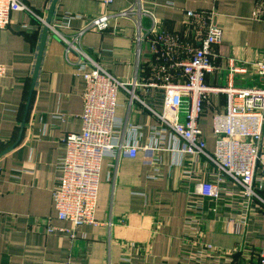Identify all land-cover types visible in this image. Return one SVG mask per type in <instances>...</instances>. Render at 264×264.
<instances>
[{
  "label": "crops",
  "instance_id": "crops-1",
  "mask_svg": "<svg viewBox=\"0 0 264 264\" xmlns=\"http://www.w3.org/2000/svg\"><path fill=\"white\" fill-rule=\"evenodd\" d=\"M24 1L46 19L53 0ZM255 1L59 0L53 21L65 26L69 19L70 28L64 32L71 34L89 19L134 7L131 16L112 18L110 28L88 30L80 40L81 47L105 69L130 79L147 75L150 55H144L143 50L139 54V33L144 34L156 21L166 30L190 34L186 11L213 10L223 36L217 69L207 75L206 84L264 86L252 66L248 73L233 77L228 68L229 58L239 65L264 59V21L252 18ZM43 28L35 16L17 11L10 25L0 30V63L6 66V74L0 76V264H258V255L264 249V210L254 208V202L245 224L232 223L230 215L238 213L245 203L242 195H223L217 202L206 200L202 234L190 236L189 182L183 170L193 159L168 150L169 138L166 150L140 149L136 157L106 156L95 214L98 224L81 226L73 240L63 232L50 231L51 226H72L56 218L53 192L65 156L62 139L81 127L86 82L77 74L76 54L66 58L64 43L58 36H50L23 136L16 143ZM139 92L149 104L162 107L161 91L143 88ZM119 103V123L140 126L143 147L157 120L137 103L129 107L124 92L119 94ZM224 105V94H212L200 120L210 151L216 146L213 114ZM156 158L160 159L157 165ZM155 166L159 175L153 178ZM192 168L205 171L206 178L213 171V165L194 162ZM256 176L257 188L264 196V159ZM224 187L229 191L234 185L228 180ZM223 251L228 254H220Z\"/></svg>",
  "mask_w": 264,
  "mask_h": 264
},
{
  "label": "built area",
  "instance_id": "built-area-1",
  "mask_svg": "<svg viewBox=\"0 0 264 264\" xmlns=\"http://www.w3.org/2000/svg\"><path fill=\"white\" fill-rule=\"evenodd\" d=\"M17 11L35 16L43 27L47 25L46 19L24 0H0V30L10 25L12 14ZM134 11L135 8L130 7L89 19L84 27L71 34L64 32L70 28L67 18L65 26L56 24L53 19L49 24L50 36L56 35L64 43L66 58L76 54L77 74L86 82L81 127L77 132H68L62 139L65 156L59 166L58 186L53 192L56 218L72 226H51L50 231L63 232L73 240L81 226L97 225L95 214L99 206L104 158L110 155L119 157L120 154L136 157L140 149L166 150L167 138L171 141L168 150L180 157L190 155L194 164L213 165V171L210 174L207 171L208 178L204 177L205 171L192 168V161H188L189 166L184 165L183 175L189 182L187 226L192 231L190 236L202 234L205 201L217 202L223 195L231 198L238 194L243 196L242 212L235 211L236 214L229 218L232 223L245 224L252 203H257L254 208L264 210V196L257 188L256 176L264 159V86L237 87L229 82L226 87H210L206 84L207 75L217 69L218 48L223 36L213 10L186 11L190 34L169 31L153 22L136 38L139 54L145 46L148 47L147 75L142 78L134 75L130 79L115 76L81 47L80 40L86 31H105L110 28L112 18L131 16ZM252 18L264 21V0L255 1ZM251 66L264 81V59L251 65H239L234 59H228L230 77L248 73ZM5 74L6 66L0 63V76ZM143 88L162 92L161 108L149 104L139 92ZM121 92L127 94L129 107L137 103L157 120L148 131L143 147L140 145L141 127L118 121ZM214 93L225 95V105L213 114L216 146L210 151L200 120ZM159 162L160 159L156 158L155 165ZM179 162L183 166V161ZM156 167L153 178L159 175ZM1 176L0 168V180ZM228 180L234 188L225 191ZM220 254L228 253L223 251ZM258 264H264V249L258 255Z\"/></svg>",
  "mask_w": 264,
  "mask_h": 264
},
{
  "label": "water",
  "instance_id": "water-1",
  "mask_svg": "<svg viewBox=\"0 0 264 264\" xmlns=\"http://www.w3.org/2000/svg\"><path fill=\"white\" fill-rule=\"evenodd\" d=\"M58 1L59 0H53L52 1L51 5H50L49 15L46 18L47 25L43 28V35H42V40H41V43H40V46H39V50H38L36 65H35V68H34L33 81H32V85H31V89H30V94H29L28 100L26 102L24 118H23V121H22L20 134H19V137H18L16 143H19L21 141V139H22V136H23V132H24V128H25V125H26L27 116H28V113H29V110H30V106H31L32 95H33V92L35 90V86H36V83H37L39 69H40V66H41V63H42V59H43V55H44V51H45V47H46L48 38L50 37L49 24H51V22H52L53 15H54V12H55V7H56ZM2 155H3V153L0 154V156H2Z\"/></svg>",
  "mask_w": 264,
  "mask_h": 264
},
{
  "label": "rangeland",
  "instance_id": "rangeland-1",
  "mask_svg": "<svg viewBox=\"0 0 264 264\" xmlns=\"http://www.w3.org/2000/svg\"><path fill=\"white\" fill-rule=\"evenodd\" d=\"M143 54L145 55V54H149V51H148V47L147 46H145V48L143 49ZM118 101H119V98H118Z\"/></svg>",
  "mask_w": 264,
  "mask_h": 264
}]
</instances>
